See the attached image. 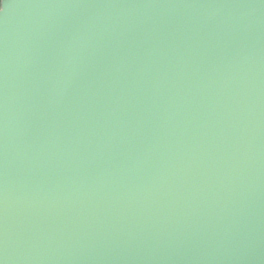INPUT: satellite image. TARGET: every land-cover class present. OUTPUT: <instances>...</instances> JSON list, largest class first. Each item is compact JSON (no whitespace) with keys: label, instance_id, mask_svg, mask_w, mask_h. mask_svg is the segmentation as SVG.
Returning <instances> with one entry per match:
<instances>
[{"label":"water","instance_id":"obj_1","mask_svg":"<svg viewBox=\"0 0 264 264\" xmlns=\"http://www.w3.org/2000/svg\"><path fill=\"white\" fill-rule=\"evenodd\" d=\"M0 264H264V0H5Z\"/></svg>","mask_w":264,"mask_h":264},{"label":"snow or ice","instance_id":"obj_2","mask_svg":"<svg viewBox=\"0 0 264 264\" xmlns=\"http://www.w3.org/2000/svg\"><path fill=\"white\" fill-rule=\"evenodd\" d=\"M4 4H5V0H0V14L4 12Z\"/></svg>","mask_w":264,"mask_h":264}]
</instances>
